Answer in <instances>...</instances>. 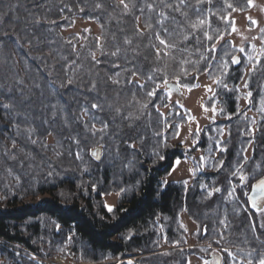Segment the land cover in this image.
<instances>
[{
    "label": "trees",
    "instance_id": "trees-1",
    "mask_svg": "<svg viewBox=\"0 0 264 264\" xmlns=\"http://www.w3.org/2000/svg\"><path fill=\"white\" fill-rule=\"evenodd\" d=\"M251 1L186 0L181 11L187 16L169 12L174 20L165 23L166 35L157 24L158 12L168 11L160 0H125L128 13L120 0H0V90L11 88L15 101L8 116L0 109V237L49 255H64L69 244L92 262L141 254V264H188L189 255L206 259V264H246L250 258L257 264L255 258L264 254L260 222L264 212L251 206L250 193L264 179V26L259 31L258 59L250 44L241 52L229 38L235 25L232 15L249 10ZM146 3L156 10L150 12ZM135 17L145 32L141 38L134 35ZM77 18L95 23L99 33L74 31ZM36 20L41 21L39 26ZM200 20L204 24L193 29L191 25ZM155 31L174 47L162 49ZM205 32L213 39L208 40ZM16 37L19 43L13 42ZM126 37L131 45L124 43ZM27 40H32L31 46ZM213 45L216 50L210 52ZM117 47L118 57L101 55L102 50L110 53ZM91 53L99 65L92 62ZM233 56L240 63L232 64ZM73 60L82 65L76 71L82 91L69 88L53 95L50 81L64 82L66 63ZM113 64L120 67L114 69ZM133 68L139 75H131ZM116 72L121 85L132 79L145 87L112 84L109 77L117 79ZM149 74L151 80L146 79ZM202 75L215 81L206 105L220 106L219 119L194 133L196 143L187 150L172 143L179 125L186 122L185 111L170 102L162 86L176 81L184 89L197 88ZM93 80L99 96L86 91ZM19 89L29 97L27 102H22ZM153 89L155 95L149 96ZM73 98L79 104L104 106L103 111L91 110L108 123L103 139L71 120L65 126L59 117L50 119L46 105ZM244 98L247 104L242 107ZM65 106L80 114L77 103ZM167 107L171 110L165 113ZM46 117L48 125L42 123ZM94 123L97 129L102 127L99 121ZM28 128H35L31 136L39 141L35 145ZM196 149L203 150L207 160L204 167L200 161L195 164L192 182H168L175 161ZM241 175L247 177L243 182ZM111 194L118 200L110 211L106 196ZM37 196L40 199L34 201ZM257 206L264 207V200ZM182 213L197 225L194 238L206 247L186 246ZM165 244L177 247L160 251ZM0 260V264H36L3 248Z\"/></svg>",
    "mask_w": 264,
    "mask_h": 264
},
{
    "label": "rangeland",
    "instance_id": "rangeland-1",
    "mask_svg": "<svg viewBox=\"0 0 264 264\" xmlns=\"http://www.w3.org/2000/svg\"><path fill=\"white\" fill-rule=\"evenodd\" d=\"M232 18L235 21L233 31L230 35V39L233 44L238 48H244L246 44H250L251 50L253 51V57L255 59L259 58L261 51V41L259 39V31L264 26V0H252L251 8L247 11H236ZM83 30H89L94 33H99V29L93 22H85L80 18L76 19V26L74 31L82 32ZM199 86L193 89H184L178 82L174 81L170 83V86L164 84L162 86L165 90L168 91L170 96V102H176L186 114V122H183L179 125L178 133L176 137L172 140V143L177 146H184L187 150H190L194 147L196 140L194 139V133L202 131L203 127L219 119L220 106H214L213 108L206 105V99L211 95L215 89V81H211L207 78L206 75L198 77ZM209 88L211 89L209 91ZM241 91L246 95L247 90L243 86H240ZM247 104V98L242 99L241 106L245 107ZM171 108L167 107L164 112L168 113ZM256 119V115H253ZM226 136V133L223 135V138ZM251 155V148L247 151V157ZM207 158L205 152L201 149H196L192 155H186L183 159H178L175 161L174 166L167 177L168 182H179L185 181L191 183L194 179L195 173V164L201 162L204 165ZM13 183V182H11ZM40 196H37L34 201H38ZM118 200L117 194H111L106 196V202L108 208H113L116 205ZM181 221L186 228V238H187V247L198 246L206 247L207 245L198 244L194 238L195 233L197 232V225L187 216L186 213L181 214ZM260 222L264 223V218L260 216ZM71 239V236L68 240ZM5 244V243H3ZM11 246V245H9ZM8 244L0 245V249L9 250L17 255H20L28 260H32L34 263L39 264V257L49 258L51 257H65L60 252L55 255H49L46 251L36 252L29 248L24 247L23 245L17 244L20 246L19 249L14 248L13 246L9 247ZM68 247H71L68 244ZM67 247V248H68ZM177 246H169L165 244L160 251H169ZM72 248V247H71ZM72 250L75 251L73 248ZM80 254L79 252H77ZM131 256V255H130ZM81 259L86 260L82 254H80ZM128 257V256H127ZM120 258V257H118ZM108 259H117L108 258ZM1 261V260H0ZM128 263H135L134 261H125ZM206 259L196 256L189 255L188 264H206ZM123 264V262L119 263ZM139 264H141L139 262ZM247 264V263H246Z\"/></svg>",
    "mask_w": 264,
    "mask_h": 264
},
{
    "label": "snow or ice",
    "instance_id": "snow-or-ice-1",
    "mask_svg": "<svg viewBox=\"0 0 264 264\" xmlns=\"http://www.w3.org/2000/svg\"><path fill=\"white\" fill-rule=\"evenodd\" d=\"M160 2L164 5V8L168 9V11H164V10H160L158 12V19H157V24L159 25V28H160V31H163L166 35L168 34V29L164 26L165 23L170 20V19H173L174 20V17H170L169 16V12H177V13H180L182 16H187V13L186 12H182L181 9L183 7H186L187 6V3H186V0H174L173 3H166L165 0H160ZM198 2H203V0H198ZM209 2H211V0H209ZM120 5L123 7V10L125 13H128L130 11L129 9V5L128 3L125 2V0H120ZM97 7H101V5L97 4ZM146 7L148 8V10L151 12V11H155L156 8H155V5L152 4V3H146ZM229 7H231V5H229ZM140 12L141 14H143L144 12V9L141 8L140 9ZM135 20L137 22V26L135 27V37L136 38H141L145 35V32L144 31H141L138 27V21H139V17H135ZM38 26L41 24V21L40 20H36L35 22ZM51 23H55V21L51 22ZM204 24V21L203 20H200L198 24H192L191 27L193 29H196L198 28L200 25H203ZM146 27L148 29H152L153 28V25L150 24V23H147L146 21ZM160 31H155L154 32V36H155V39H157L159 41V44L162 46V49H168V48H171V47H174V45H170L168 43V41L164 38L161 37L160 35ZM4 37H7V38H11V37H8V34L5 33L3 34ZM204 35L207 37L208 40H212L213 37L211 36H208V34L205 32ZM185 40L188 39L187 36L184 37ZM197 39V42L199 43V37H196ZM2 42V41H0ZM14 43H19V38L16 37L13 41ZM38 42V41H37ZM27 43L29 46L32 45V40H27ZM69 44H71V41H68ZM124 43L126 45H131L132 44V40L129 39V38H125L124 40ZM21 47H23L21 45ZM152 47H155V45H152ZM73 50H75V45H73ZM216 49H215V45L212 46V48L209 49L210 52H214ZM135 52V50H133ZM241 52H244V49L241 48L240 49ZM160 53H161V48H157L156 49V56L159 58L160 56ZM137 55L139 53H136ZM101 55L104 56V55H110L112 57H118L120 55V48L117 47L115 51L113 52H110V53H105L103 50L101 51ZM91 56V60L94 64L96 65H99L101 63L100 60H98L95 56L94 53H91L90 54ZM79 58L78 54H77V59ZM202 59H206V57H201ZM34 59H41V57H36ZM66 59V58H65ZM249 59H251V57H249ZM259 62V61H257ZM231 63L232 64H238L240 63L239 59L235 56H233L231 58ZM112 67L114 69L116 68H119L120 65L119 64H113ZM78 68H82V65H78L76 63L75 60L71 61V62H68L66 63V66H65V74H66V79L64 82L60 83L59 85H56L54 82H51L50 81V87L52 88V91H53V95H55L58 91H61V90H67L69 88H74L76 89L77 91H82L81 89V86H80V82L77 80L76 78V71ZM254 70V69H253ZM129 71V69H125V72ZM131 75L133 77L139 75V73H137L135 71V68L131 69ZM71 72L72 75L71 76H68L67 74ZM98 75V74H97ZM117 79H112L111 77H109V81L114 84V85H117V86H127V85H133L135 87H139V88H144L145 85L143 84H137L134 80L132 79H126L124 85H121V80L118 78L120 76V73L119 72H116L115 73ZM48 76L50 77L51 76V73H48ZM147 80H151L152 79V76L149 74L147 75L146 77ZM19 83H22L19 82ZM219 83V81H218ZM37 88H39L40 86L39 85H36ZM158 87V85H157ZM211 89L209 88V91ZM86 91L88 93H95L97 96H99V90H98V87H97V83L95 80L91 81L90 82V85L89 87L86 89ZM12 89L11 88H8V89H3V90H0V96H7L8 99L7 100H3V99H0V109H3L5 110V116H8V114L15 108V101L14 99L12 98ZM18 94L22 97V102H27L29 100V97H26L24 95V92L22 89H19L18 90ZM149 96H153L155 95V89H153V91H150L147 93ZM249 95H251V93H249ZM70 103H77L78 106L80 107V114L77 115L75 113L74 110L68 108L65 106V104H70ZM46 108H50L51 109V114H50V119L52 121H55L58 117L60 119H62L63 123L65 126H70L69 122L71 120V122H75V123H78V124H81L83 125L84 129H85V132L86 133H91L93 136H95L97 133H100L101 134V139H103V133L107 130L108 128V123L104 120H100L98 117H96L95 115L91 114V110H96V111H103V108L104 106L102 104H98V103H88L87 101H85L83 104H79V101L75 100V98H73L72 101H66L65 103H56V104H52V103H49L48 105L45 106ZM111 107V106H110ZM143 107H147V105H144ZM117 113L120 112V109H116ZM85 114H88L89 115V119L86 121L83 119V116ZM127 118V117H125ZM95 121H99L102 125V127L100 129H97L95 127ZM42 123L44 125H48L49 123V118H45ZM17 128H19L18 125H15ZM27 133H28V137H29V140H30V143L35 145L37 144L39 141L37 139H31V136L35 133V128H28L26 129ZM73 142L76 143L77 145H79V139L74 137L73 138ZM44 147H48V145L45 143L43 145ZM13 147H15V140H13ZM6 153H7V149L5 150ZM60 153H58L59 155ZM93 155H96L95 153H93ZM13 159H15L16 157L13 156L12 157ZM77 158L78 157V154H77ZM163 157H161L162 159ZM244 159L246 160L247 157H244ZM223 164V162L221 161V165ZM236 173H233V175H235ZM247 179L246 176L244 175H241L240 176V180L243 182ZM255 188H256V195L252 196L250 198V202H251V206L253 208H256L257 211H261V212H264V207H258L257 206V201L260 200V199H264V179L260 180L256 185H255ZM215 191H220V189H215ZM209 195H212V193L210 192ZM109 210L111 211V207H109ZM262 227H264V225H261ZM253 227H255L253 225ZM226 252L229 253V256H231L233 259H234V254H232L230 252V250H227L225 249ZM251 253H248V256L251 257ZM256 261H257V264H264V254L260 255L259 257L255 258ZM247 264H253V259H248L247 260Z\"/></svg>",
    "mask_w": 264,
    "mask_h": 264
},
{
    "label": "built area",
    "instance_id": "built-area-1",
    "mask_svg": "<svg viewBox=\"0 0 264 264\" xmlns=\"http://www.w3.org/2000/svg\"><path fill=\"white\" fill-rule=\"evenodd\" d=\"M6 244H8V246L11 245L16 249L20 248V246H17V244L10 243L0 237V245L3 246ZM130 259L135 260L136 256H132L130 257ZM39 261H44L46 264H117L119 260L111 259V260H105L100 263L88 262V261L82 260L78 253L74 252L71 248H68L65 257H60V256H57V257L50 256L49 258L39 257Z\"/></svg>",
    "mask_w": 264,
    "mask_h": 264
},
{
    "label": "water",
    "instance_id": "water-1",
    "mask_svg": "<svg viewBox=\"0 0 264 264\" xmlns=\"http://www.w3.org/2000/svg\"><path fill=\"white\" fill-rule=\"evenodd\" d=\"M168 86H170V83L168 84ZM257 193H256V188L254 187L253 189H252V191H251V193H250V198L252 197V196H254V195H256ZM40 264H44V263H40Z\"/></svg>",
    "mask_w": 264,
    "mask_h": 264
},
{
    "label": "flooded vegetation",
    "instance_id": "flooded-vegetation-1",
    "mask_svg": "<svg viewBox=\"0 0 264 264\" xmlns=\"http://www.w3.org/2000/svg\"><path fill=\"white\" fill-rule=\"evenodd\" d=\"M261 200H264V199H260V200H258L257 203H259Z\"/></svg>",
    "mask_w": 264,
    "mask_h": 264
},
{
    "label": "bare ground",
    "instance_id": "bare-ground-1",
    "mask_svg": "<svg viewBox=\"0 0 264 264\" xmlns=\"http://www.w3.org/2000/svg\"><path fill=\"white\" fill-rule=\"evenodd\" d=\"M203 173V172H202Z\"/></svg>",
    "mask_w": 264,
    "mask_h": 264
}]
</instances>
